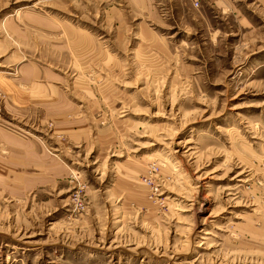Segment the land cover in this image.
Instances as JSON below:
<instances>
[{
	"label": "rangeland",
	"instance_id": "rangeland-1",
	"mask_svg": "<svg viewBox=\"0 0 264 264\" xmlns=\"http://www.w3.org/2000/svg\"><path fill=\"white\" fill-rule=\"evenodd\" d=\"M0 264H264V0H0Z\"/></svg>",
	"mask_w": 264,
	"mask_h": 264
},
{
	"label": "bare ground",
	"instance_id": "bare-ground-1",
	"mask_svg": "<svg viewBox=\"0 0 264 264\" xmlns=\"http://www.w3.org/2000/svg\"><path fill=\"white\" fill-rule=\"evenodd\" d=\"M207 201V200H206ZM204 205V204H203Z\"/></svg>",
	"mask_w": 264,
	"mask_h": 264
}]
</instances>
